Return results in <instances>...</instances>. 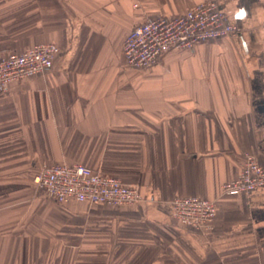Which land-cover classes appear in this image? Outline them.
Returning <instances> with one entry per match:
<instances>
[{"label": "crops", "instance_id": "1", "mask_svg": "<svg viewBox=\"0 0 264 264\" xmlns=\"http://www.w3.org/2000/svg\"><path fill=\"white\" fill-rule=\"evenodd\" d=\"M202 0H0V54L59 51L0 91V264H264V186L228 194L248 154L264 165V0H218L236 34L146 68L129 32ZM243 12V16L240 13ZM84 163L139 188L109 205L44 194V165ZM216 199L212 227L170 201Z\"/></svg>", "mask_w": 264, "mask_h": 264}, {"label": "built area", "instance_id": "2", "mask_svg": "<svg viewBox=\"0 0 264 264\" xmlns=\"http://www.w3.org/2000/svg\"><path fill=\"white\" fill-rule=\"evenodd\" d=\"M238 31L218 0H202L182 14L150 16L137 24L125 39V59L133 67L146 68L170 50L193 49ZM58 51L54 43H40L23 52L0 54V91L18 79L47 73ZM35 182L45 195L61 203L77 200L118 205L142 199L138 187L79 162L44 165ZM261 186L264 165L248 154L239 175L226 181L222 189L228 194H239ZM170 206L177 220L200 231L212 227L218 212L216 199L201 196L176 197Z\"/></svg>", "mask_w": 264, "mask_h": 264}, {"label": "snow or ice", "instance_id": "3", "mask_svg": "<svg viewBox=\"0 0 264 264\" xmlns=\"http://www.w3.org/2000/svg\"><path fill=\"white\" fill-rule=\"evenodd\" d=\"M240 15L243 16V12H241Z\"/></svg>", "mask_w": 264, "mask_h": 264}, {"label": "trees", "instance_id": "4", "mask_svg": "<svg viewBox=\"0 0 264 264\" xmlns=\"http://www.w3.org/2000/svg\"><path fill=\"white\" fill-rule=\"evenodd\" d=\"M42 192H44V191H42Z\"/></svg>", "mask_w": 264, "mask_h": 264}]
</instances>
